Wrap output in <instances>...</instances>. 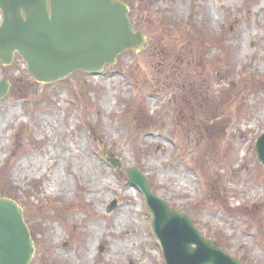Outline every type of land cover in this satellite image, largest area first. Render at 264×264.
<instances>
[{
    "label": "rangeland",
    "instance_id": "374dc122",
    "mask_svg": "<svg viewBox=\"0 0 264 264\" xmlns=\"http://www.w3.org/2000/svg\"><path fill=\"white\" fill-rule=\"evenodd\" d=\"M122 1L151 43L102 74L46 85L19 57L0 64L11 84L0 101V192L24 210L31 264H165L145 200L126 184L132 166L205 238L264 264V166L254 152L264 132V0ZM157 19L225 34L228 49L171 44ZM190 69L195 97L181 90Z\"/></svg>",
    "mask_w": 264,
    "mask_h": 264
},
{
    "label": "water",
    "instance_id": "95a60500",
    "mask_svg": "<svg viewBox=\"0 0 264 264\" xmlns=\"http://www.w3.org/2000/svg\"><path fill=\"white\" fill-rule=\"evenodd\" d=\"M129 12L121 0H0V62L10 66L19 54L41 84L63 81L79 71L97 76L125 52L141 53L148 47ZM10 88V82L0 81V100ZM255 153L264 165V133ZM106 161L122 168L121 160L112 155ZM127 178L145 199L166 264H242L205 239L184 211L156 195L137 166L128 170ZM115 208L116 202L108 213ZM34 253L22 207L0 197V264H30Z\"/></svg>",
    "mask_w": 264,
    "mask_h": 264
},
{
    "label": "trees",
    "instance_id": "16d2710c",
    "mask_svg": "<svg viewBox=\"0 0 264 264\" xmlns=\"http://www.w3.org/2000/svg\"><path fill=\"white\" fill-rule=\"evenodd\" d=\"M142 1H143V3H145V5H149V4H154V2L156 0H142ZM155 22L157 24H159L160 27H161L159 34H162L164 38H168L171 41V44L177 45L178 40L179 41H184V42L189 43V46L192 47V48L194 47V45H196L197 49H195V52L198 51V50L201 52L204 49L213 48V47H215L218 50H221V48H224V50L222 49L220 51L224 55H225V48H226V50L228 49L226 47L227 45L224 47V45L227 43L225 41V39H224V35L225 34L224 35H220L215 40H213V38H211L210 35L203 34V31L202 30L197 29V26L191 25L189 22L187 24H185V25L183 24V26L180 23H179L180 24L179 25V24H177V22L168 21V20H166V22H168V24L166 26H163V24L161 23L162 22L161 19H157ZM134 26H135V24H134ZM171 27H174V29L176 30V31H174V32H176V38L175 39L172 37V35H173V32L172 31L173 30H171ZM181 28L184 29L183 32H185V33H182V34H180L178 36L177 33H179V31H180ZM153 33H157V31L155 30ZM157 35L158 34H155L154 36H157ZM151 38L152 37H149L150 43H151ZM171 52H174L173 49H170L169 52L166 51L165 52V55H167L168 57H170V55H172ZM189 63L191 65L193 64L192 62H189ZM180 75L183 78L182 79V86L183 87H181V90L183 88V91L184 92L187 91L189 94H192L193 97H195L194 94H195V92L197 90L195 89V85L194 84L196 82L193 81V79L191 77L199 76L198 72L195 71V70H191L190 69V70H188V72H185V71H184V73L181 72ZM198 84L199 85H202L201 83H198ZM15 88H17V85L15 86ZM203 90H205V89L203 88ZM17 93L18 94H23L20 90H18ZM186 95H185V100L187 102H190L191 99L189 97H187ZM23 96H25L26 99L28 98L27 95H23ZM185 104H187V103H185ZM191 124L193 125V123H191ZM192 131L194 132V130H192ZM192 131L188 130L187 132L190 133ZM196 132L197 131H195L194 134H193L194 137H197V133ZM171 135L174 136V133H172ZM188 135H190V134H188ZM0 196H2V197H8L6 194H4L2 192H0Z\"/></svg>",
    "mask_w": 264,
    "mask_h": 264
}]
</instances>
